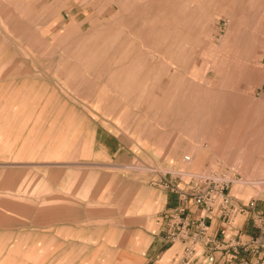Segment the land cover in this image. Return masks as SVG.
Masks as SVG:
<instances>
[{"label": "rangeland", "instance_id": "obj_1", "mask_svg": "<svg viewBox=\"0 0 264 264\" xmlns=\"http://www.w3.org/2000/svg\"><path fill=\"white\" fill-rule=\"evenodd\" d=\"M213 172L264 234V0H0L5 264H172Z\"/></svg>", "mask_w": 264, "mask_h": 264}, {"label": "built area", "instance_id": "obj_2", "mask_svg": "<svg viewBox=\"0 0 264 264\" xmlns=\"http://www.w3.org/2000/svg\"><path fill=\"white\" fill-rule=\"evenodd\" d=\"M188 159V157H187ZM233 179L226 173L213 172L191 180L186 186H180L174 181L165 184V188L178 195L180 203L167 212L165 226L166 241H181L182 250L172 264H191L198 254L199 247L210 251H221L224 255L232 253L238 256L241 251L253 250L259 252L263 245L259 236L250 239L233 237L228 240L214 237L209 233L207 219L215 216L223 219L227 224L234 223L238 213L247 214V210L232 203L229 188ZM192 202L202 208L198 218H193L188 212L186 204ZM254 246L255 248H253ZM209 261H215L211 254ZM238 264H263L259 259H243Z\"/></svg>", "mask_w": 264, "mask_h": 264}, {"label": "crops", "instance_id": "obj_3", "mask_svg": "<svg viewBox=\"0 0 264 264\" xmlns=\"http://www.w3.org/2000/svg\"><path fill=\"white\" fill-rule=\"evenodd\" d=\"M180 203L178 195L176 193L165 192V204L160 210V224L163 226L162 231L165 232V221L167 218V212L173 207L177 206ZM187 212L193 217L198 218L202 212V208L197 205H194L192 202L186 204ZM209 224V233L210 235L221 238L224 240L231 239L233 237H240L242 239H250L251 237L260 236L262 241V246L260 251L257 253L253 250L241 251L238 256H235L232 253H227L224 255L221 251H210L205 247H199L198 254L193 259L191 264H238L240 260L248 259L255 260L261 259L264 264V234L261 233V230L255 225L252 215L246 216L242 215L241 222L238 224H227L223 219L212 216L207 219ZM5 224L0 225V243L5 242L6 237ZM183 247V244H182ZM255 248L254 246H252ZM213 254L215 256V261L210 262L209 256ZM5 251L4 249L0 251V264H5Z\"/></svg>", "mask_w": 264, "mask_h": 264}]
</instances>
